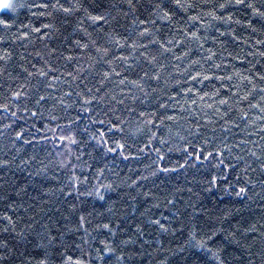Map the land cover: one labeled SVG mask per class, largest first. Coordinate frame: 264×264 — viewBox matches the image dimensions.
Instances as JSON below:
<instances>
[{
	"label": "trees",
	"instance_id": "1",
	"mask_svg": "<svg viewBox=\"0 0 264 264\" xmlns=\"http://www.w3.org/2000/svg\"><path fill=\"white\" fill-rule=\"evenodd\" d=\"M14 2L25 7L0 13V19L12 25L7 29L0 25V57H7L0 59V68L6 70L0 73V105L8 102L5 97L11 101L8 110L0 107V162L10 161L7 166H0V264H36L43 258L44 249L40 245H47L46 233L49 231L57 236L56 245L49 248V264H60L58 253L65 250L81 257L85 264H116L115 258L120 255L124 256L121 264H159L165 259L167 264H202L205 253L189 248L186 243L193 225L201 231H207L213 225L229 231L238 230L237 239L243 247L227 245L222 257L226 264H248L249 260L252 264H261L260 232L264 231L261 181H264V171L260 165L264 163V119H261L264 113L260 108L250 109L248 101L236 104L235 98L229 101V105L219 104L221 98L237 91L235 88L231 92L228 90L230 85L239 82L236 76L231 81L213 79L199 83L188 79V73L195 75L203 69L208 75L242 73L251 76L256 91L249 100L264 107V99L259 93V89L264 88V83L259 81V76L264 74V56L260 55L264 52V43H257L264 41V19L253 16L251 9L239 5L216 9V14L224 16L225 20L231 15L232 20L227 23L210 21L208 17H203L206 22L203 26L199 21H187V16L196 15L201 9L178 13L171 25L165 26L158 21L162 39H170L185 28L190 31L199 29L198 34L206 38L199 42L185 41L184 45L174 48L173 53L181 59H174L172 53H166L156 64H149L140 56L143 49L134 53L129 49H113L115 55L139 57L129 60L131 67L122 62L115 65L117 71L129 80L143 78V93L126 82L122 86L123 93L117 96L120 99L128 95V89L132 88L138 99L135 103L126 99L125 105L135 111L129 113L125 105L106 101L93 102L90 111H83L82 100L87 98V88L91 87L95 92L101 87L98 83L100 76L96 74L99 66L91 68L88 60L89 55H95L90 40L107 47L104 33L111 28L127 35L131 16H117L110 25H94L85 20L83 26L91 33L88 36L76 27L77 19L83 13L66 15L52 9L51 4L56 0ZM60 2L68 6L74 0ZM81 2L93 14L103 13L112 3L127 8L122 0ZM189 2L201 4L203 11L207 12L225 0ZM250 2L264 11V0ZM33 4H48L49 7H29ZM146 9L148 0H140L137 15L143 18L147 15ZM113 15H116L114 10ZM43 24H52L53 27L43 29ZM38 27L40 33L33 31ZM76 40L89 43V48L81 49L75 44ZM198 43L203 44V48H199ZM52 49L56 51L49 55ZM155 49L156 46H152L153 52ZM189 49L190 54L184 56ZM209 49L215 55L212 61L205 63L203 58L209 55ZM69 55L73 59L65 60L64 57ZM45 60L56 68V72L48 77L28 78L23 69L35 72L45 67L47 70ZM194 60L200 63L192 65ZM160 64L164 67L161 68ZM213 64L221 67L216 69ZM144 72H148V76H144ZM157 74L160 76L158 81L150 78ZM53 76L59 79L53 80ZM49 83L52 87H47ZM112 87V83L105 82L96 95L99 97L105 89ZM189 88L191 93L187 91ZM251 88L252 85H248V89ZM215 89L220 90V96H213ZM14 91L24 92V95L15 100L12 98ZM119 91V88L115 89V92ZM244 91L240 94L243 95ZM77 92L81 95L77 96ZM205 92L209 95L200 101L198 97ZM41 95L47 100L37 105L35 101ZM192 98L197 99L196 105L191 104ZM209 104L211 108L207 107ZM113 107L117 109L115 116L131 122L124 125V140L121 142L126 141L127 148L123 156L120 150L107 151V148L114 147L112 140L120 139L119 134L113 136L107 131V121L115 118L110 111ZM239 110L247 112V117L241 119ZM142 111L147 114V119L153 120L152 125L144 127L141 123L145 119L139 116ZM12 112L16 115L13 116ZM32 112L36 115L33 116ZM53 116L57 119L53 120ZM166 116L173 119H164L161 123V118ZM101 120L105 121L103 125L99 123ZM69 121L75 122L71 128L80 142L71 146V152L65 146L67 141L58 139L62 130L68 128ZM8 125L10 127H6ZM136 126L143 130L135 132ZM85 128L87 132L82 131ZM50 129H56L57 138ZM17 132L23 133V139L16 138ZM101 132L105 133L107 144L91 138V134ZM151 133H155V137L149 142ZM25 140L31 143L26 144ZM224 144L229 146L230 152ZM186 149L187 152L206 149L205 155L208 151H213L214 155L197 161L194 156L187 155ZM216 150L223 151V157L217 156ZM253 152L255 156L251 155ZM220 159L223 164H219ZM22 160L28 163L22 164ZM246 164L255 171L246 170ZM164 168L169 171L160 170ZM152 172L156 174L152 175ZM213 175L219 178V182L208 191V181ZM249 179L253 184L248 185L247 197H237L235 190L245 186ZM100 185H111L114 189L100 188L103 200L96 195ZM226 188L230 194L225 193ZM89 192L92 195H88ZM5 215L12 217V223L4 219ZM81 216L85 218L82 227L79 224ZM222 217L226 219L221 224ZM152 220H159L169 231H161L158 225L150 223ZM105 223H110L115 235L101 227ZM251 224H256L258 231L243 235L244 229ZM5 228L8 230L4 231ZM129 237L135 242L121 244ZM214 239L222 240L223 235L218 234ZM3 243L7 247L2 246ZM105 244L117 247L116 252L101 253L105 256L103 261L95 259L97 249H103ZM248 244L256 256L248 255Z\"/></svg>",
	"mask_w": 264,
	"mask_h": 264
},
{
	"label": "snow or ice",
	"instance_id": "2",
	"mask_svg": "<svg viewBox=\"0 0 264 264\" xmlns=\"http://www.w3.org/2000/svg\"><path fill=\"white\" fill-rule=\"evenodd\" d=\"M123 4L127 5V8L125 9L121 4L117 3H112L109 4V7L106 8L103 13H97L93 14L91 11H89L88 7H85V5L81 2V0H74V2H69L68 6H65V4L61 3L60 0H56L55 3L51 4V8L55 9L57 11L63 12L66 15H75L76 13H83L82 16L78 17L77 19V29L80 31H83L85 35L91 36V33L87 31V29L83 26L85 20L90 21L92 24H98V23H103L105 25H110L112 21H115L117 19V16H121L124 18H128L131 16V24L129 26L130 30L128 31L127 35H121L117 33L114 29H109V31L104 33L105 36V43L108 45L107 47L104 46V44H97L96 40H90V44L94 48L95 55H89L88 60L90 62V67L91 68H97L99 66V69L97 71V75L100 76V80L98 83L103 87L105 85V82H110L112 83L113 87L111 89H105L104 94L100 95L99 97L96 95L97 93L101 92V87H97L95 89V92H93V89L91 87L87 88L86 95L87 98H84L82 100V110L83 111H90L91 106L93 102H101V101H106V102H115L116 105H125V100L126 99H131L133 103L138 99V97L135 95V93L132 91V88L128 89V95H124L122 98L117 99V96L123 93L124 86L127 82V84H131L133 88L137 89L141 93L144 92V84H143V78L140 77L135 80H129L127 76L123 75L122 72L117 71L116 62H122L124 65H127L128 67H131V65L128 63L130 59H139V57H131L130 55H115L113 53V49L116 50H123V49H129L131 52H138L141 49L143 51H140V56H143L144 59L147 61L149 64H156L159 61L160 57H163L166 53H172L174 59H181L179 56H175L173 53V49L177 48L179 46H182L185 44V41H188L191 43L192 41L199 42L201 39H205L206 37L199 35V29L196 31H190L187 28L183 32H177L176 35H174L170 39H162L159 36L160 28L157 26L158 21L161 23H164L165 26L171 25L173 22V18L178 14V13H185L187 14L189 11L193 9H201L200 12H198L196 15L192 16H187V21L189 22H195L199 21L201 25L203 26L206 22L203 19V17H208L210 21H215V20H221L224 22H229L232 20L231 15L227 17L225 20L224 16H220L216 14V9H221L225 10L229 7L233 6H239L243 5L246 8H249L252 10V15L253 16H258L262 19H264V11H261L260 8H257L253 3L246 2V0H225L224 3H220L218 5H213L211 11L204 12L202 5L197 4L194 2H189V0H148V9H146L147 15L141 17V15H137V10H138V5L140 4V0H122ZM206 3V0H205ZM17 7H25L23 4L17 5L14 0H0V12H4L5 10L7 11H12L14 12ZM29 7H38V8H45L47 9L49 7L48 4H41V5H29ZM97 7H99L97 5ZM113 10L115 11L116 15H113ZM44 13H41L43 15ZM239 23V21H236ZM0 25H3L6 29L10 28L12 25L4 19H0ZM53 27L52 24H43L42 28L43 29H51ZM255 31V29H253ZM33 31L40 33L41 28H34ZM27 35V33H25ZM46 35V33H45ZM223 35V33H221ZM177 36L180 38L177 39ZM141 40H146V43H141ZM89 43H82L80 40H76L75 44L79 46L81 49H88L89 48ZM257 43H264V41H258ZM152 46H156L155 51L153 52ZM199 48H203V44L198 43ZM55 49H52L49 55H51L52 52H55ZM191 52V49L186 51L184 53V56H188ZM209 55L207 57H204V62L208 63L209 61H212L213 56L215 55L214 53L211 52V49L208 50ZM37 55H40L37 53ZM261 56H264V52L260 53ZM111 57V58H109ZM43 59V57H41ZM0 59H7V57H0ZM65 60L71 61L73 57L71 55L64 57ZM45 67L36 69L35 72L29 71L27 68H24L23 71L27 73L28 78H31L33 76H38V77H48L50 73H55L56 68L53 67L50 63H48L47 60H45ZM199 60H194L191 61L192 65H197L199 64ZM106 66V70H105ZM161 68L164 67V65L160 64L159 65ZM33 68H35V65H32ZM212 67L219 69L221 67L220 64H213ZM6 70L3 68H0V73L5 72ZM82 71V70H81ZM10 75V74H9ZM68 75H72V73H68ZM144 76H148V72H144ZM234 76H236L239 80L238 83L234 85L229 86V92H231L232 88L237 89V91L232 92L231 95L226 96L225 98H221L219 100L220 105H229V101L233 100L235 98V103L236 104H241L244 101H248V107L250 109H255V108H260V111L264 113V107H260L258 104H252L251 101L249 100V97L253 95V93L256 91V85L253 83V78L251 76H244L242 73H234L233 75H227V76H216V75H208L206 72H204L203 69L201 71H197L195 75H192L191 72L188 73V79L194 81V82H199V83H204L205 81H212L213 79L218 80V81H224L228 80L231 81L233 80ZM151 79L154 80H159L160 76L159 74L154 75L150 77ZM59 77L53 76V80H58ZM259 81L264 83V74L259 76ZM248 85H252L251 89H248ZM21 88L27 90L25 88V85H21ZM47 87H52V84L49 83ZM119 88L120 91L117 93L115 92V89ZM245 89H248L247 91H244ZM188 92H192V89L189 88L187 89ZM241 91H244V94L241 95ZM259 93L261 94V98L264 99V88L259 89ZM24 95V92L21 91H14L12 92V98L15 100H19L21 96ZM66 95H71V93H67ZM77 96H80L81 93L77 92ZM209 94L205 92L202 96H199L198 99L200 101H203L205 97H207ZM220 90L215 89L213 91V96H220ZM106 98H108L106 100ZM5 100L8 101L0 107L4 108L5 110H8L9 108V102L10 98L5 97ZM47 100L46 96H39V98L35 101L37 105L41 104V102H45ZM63 103V101H61ZM191 104L196 105L197 104V99L192 98L191 99ZM164 105H161L163 107ZM207 107L211 108L212 105L209 104ZM125 109L127 112L132 113L135 111L134 108L129 107L125 105ZM231 110V107L229 108ZM25 111H28L27 108H25ZM110 111L113 113L115 116V113L117 109L115 107L110 108ZM217 112H219V108L216 109ZM241 111V119H244L247 117V112ZM227 114V113H225ZM12 115L15 116L16 113L12 112ZM32 115L35 116L36 113L32 112ZM107 115V113H105ZM152 115H155L153 113ZM139 116L141 118H145L141 121V123L144 125V127H148L149 125L153 124L152 119H147V114L145 112H140ZM53 120L57 119V117L53 116ZM79 119V117H77ZM172 120V116H166L161 118V123H163V120ZM261 119H264V116L261 117ZM74 121H69V126L67 129H63L62 133L58 136L59 141H67V144L65 145L68 149L69 152H71V146L76 145L80 143L76 139L75 132L72 130L71 125L74 124ZM95 123V121H93ZM100 124H104L105 121L101 120L99 121ZM126 123H131L130 121H127L126 118L122 116H115L114 119H110L107 121V124L109 125L107 131L108 133H111L113 136L115 135H120V139H114L112 140V144L114 147H109L107 148L108 152H117L120 150V154L123 156V151L127 148V142H121V140H124V133H125V127L124 125ZM10 127V125L6 126ZM60 127V126H58ZM199 127V125H197ZM143 129L140 126L135 127V132H141ZM50 131L53 132L54 138L56 137V129H50ZM66 131L67 134H63V132ZM82 131L87 132V128L82 129ZM135 132L133 134H135ZM179 133H177L178 135ZM192 134V133H190ZM155 137V133H151L149 136V142ZM16 138L17 139H23V133L22 132H17L16 133ZM92 139L98 140L100 143L107 144L108 141L105 140V133L101 132L98 135L93 133L91 134ZM181 139H185L184 137H180ZM161 144L165 143V141L162 139ZM24 143L28 144L31 143V141L25 140ZM208 142L205 141V144ZM242 143H247V141H243ZM224 148L228 149L230 152L231 149L227 144H224ZM143 151V149H141ZM187 152V149L185 150ZM206 149H201L200 151H194V152H187L188 156H194V159L197 161L201 160H207L210 157H213L214 153L213 151H208L207 155H205ZM157 153H159V150L157 149ZM216 154L219 157H223V151L216 150ZM252 156H255L256 154L253 152L251 153ZM127 159L128 157H124ZM159 159H163V157H158ZM14 159V158H13ZM77 160L80 159L79 156L76 157ZM237 159H243V157H238ZM259 159V158H257ZM10 163V161H2L0 162V166H7ZM22 164L28 163L27 161L22 160ZM185 163H187V159L185 160ZM224 161L223 159L219 160V164H223ZM19 167V166H17ZM183 167V166H181ZM261 171H264V163H261L260 165ZM161 171H169V169L164 168L160 169ZM246 170L250 171H255V169H251L249 165L246 164ZM172 171H175V169H172ZM156 172H152V175H155ZM141 179H147V177H141ZM226 179V178H225ZM219 182V178L216 175L211 176L210 180L208 181L210 187L208 191H211V188L214 187L217 183ZM240 182L239 176L237 177V183ZM136 182L133 181V184ZM249 184H253V182L249 179L245 181V186L239 187L238 190H235V195L237 197H247V193L249 192ZM262 185V190H264V181H261ZM231 188L232 185H229ZM100 188L106 189V190H114L112 189L111 185H100L99 188L96 189V195L99 199L103 200L104 196L100 193ZM226 194L228 193V189L226 188L225 190ZM88 195H92V192L87 193ZM147 195V193L145 194ZM250 199V197H248ZM264 199V196L261 197ZM111 211V209H109ZM4 219L7 220L9 223H12V217L5 215ZM226 217L220 218L219 222L222 224ZM85 223V218L83 216L80 217L79 219V224L82 227L83 224ZM150 223L156 224L159 226V229L163 232H168L169 229L165 227L164 224L160 223L159 220H152ZM104 229H106L109 233L112 235H115V231L112 229L110 226V223H105L101 225ZM8 229L5 228L4 231H7ZM14 230V226H13ZM87 229H85V232ZM258 231L256 224H251L247 228L244 229L243 235L247 236L248 233H256ZM218 234L223 235L222 240H216L214 239L215 237L218 236ZM47 235V245H40L44 249L43 253V258L39 259L36 261V264H49V257H50V252L49 248L53 247L56 245L57 241V236L52 235V233L49 231L46 233ZM62 235V234H60ZM199 235V238H198ZM238 235V230H232L229 231L227 228H216L214 225L211 227H208L207 231H201L198 230L195 225H193L192 230L189 232V237L187 240V245L189 248L196 249L198 251H202L205 253L206 259L202 261V264H213V262H216V264H226L225 260L222 258L224 250L227 245L229 244H235L237 246L243 247L240 244V240L237 239ZM260 238L262 242V247L259 252V256L261 257V264H264V231L260 232ZM129 237L128 240L121 241V244H128V243H134ZM103 243V242H102ZM4 247H7L6 243H3ZM61 246H63L61 242ZM79 247V246H77ZM247 248L249 249L248 255L249 256H256L257 253H253L250 251L251 249V244L247 245ZM117 250V247L109 246L108 244H105L103 249H97V254L95 259L103 261L105 259V256L102 255L101 253H106V254H114ZM183 251V248L181 249ZM60 257V264H85V261L81 257L74 256L73 254H70L67 250L64 252H59L58 253ZM116 264H121V262L124 259L123 255L116 256ZM159 264H167V260L165 259L164 261H160ZM248 264H252L251 260L248 261Z\"/></svg>",
	"mask_w": 264,
	"mask_h": 264
},
{
	"label": "rangeland",
	"instance_id": "3",
	"mask_svg": "<svg viewBox=\"0 0 264 264\" xmlns=\"http://www.w3.org/2000/svg\"><path fill=\"white\" fill-rule=\"evenodd\" d=\"M7 10H5L4 12H6ZM1 13V12H0Z\"/></svg>",
	"mask_w": 264,
	"mask_h": 264
}]
</instances>
